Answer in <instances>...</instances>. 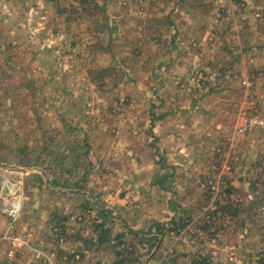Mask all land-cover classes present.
Instances as JSON below:
<instances>
[{
	"label": "rangeland",
	"instance_id": "1",
	"mask_svg": "<svg viewBox=\"0 0 264 264\" xmlns=\"http://www.w3.org/2000/svg\"><path fill=\"white\" fill-rule=\"evenodd\" d=\"M0 264H264V0H0Z\"/></svg>",
	"mask_w": 264,
	"mask_h": 264
},
{
	"label": "trees",
	"instance_id": "2",
	"mask_svg": "<svg viewBox=\"0 0 264 264\" xmlns=\"http://www.w3.org/2000/svg\"><path fill=\"white\" fill-rule=\"evenodd\" d=\"M96 228L98 229H100V233H99V235H98V238H100V239H98L99 240V243H102V242H105L106 241V239L108 238V236H107V234H108V230H103V225L102 224H99V225H97L96 226ZM204 262V261H203Z\"/></svg>",
	"mask_w": 264,
	"mask_h": 264
},
{
	"label": "bare ground",
	"instance_id": "3",
	"mask_svg": "<svg viewBox=\"0 0 264 264\" xmlns=\"http://www.w3.org/2000/svg\"><path fill=\"white\" fill-rule=\"evenodd\" d=\"M4 184H7V181H5ZM16 205L17 204L12 203L10 207H12L14 211H18L19 207H17Z\"/></svg>",
	"mask_w": 264,
	"mask_h": 264
}]
</instances>
